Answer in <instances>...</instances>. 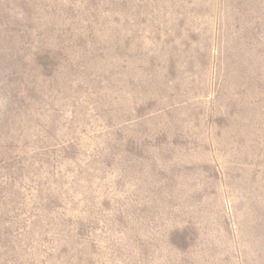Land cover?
<instances>
[{
	"label": "rangeland",
	"instance_id": "1",
	"mask_svg": "<svg viewBox=\"0 0 264 264\" xmlns=\"http://www.w3.org/2000/svg\"><path fill=\"white\" fill-rule=\"evenodd\" d=\"M0 264H264V0H0Z\"/></svg>",
	"mask_w": 264,
	"mask_h": 264
}]
</instances>
